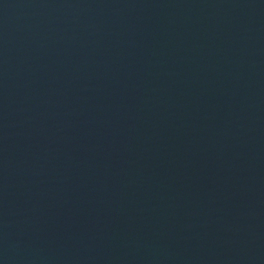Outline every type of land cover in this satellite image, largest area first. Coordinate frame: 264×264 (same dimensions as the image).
I'll return each instance as SVG.
<instances>
[{
	"label": "water",
	"instance_id": "1",
	"mask_svg": "<svg viewBox=\"0 0 264 264\" xmlns=\"http://www.w3.org/2000/svg\"><path fill=\"white\" fill-rule=\"evenodd\" d=\"M0 264H264V0H0Z\"/></svg>",
	"mask_w": 264,
	"mask_h": 264
}]
</instances>
